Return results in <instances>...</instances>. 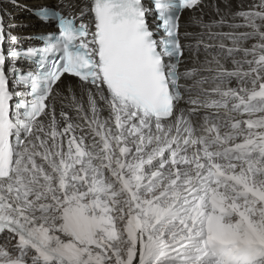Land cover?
Here are the masks:
<instances>
[{"label":"snow or ice","instance_id":"6c2138e0","mask_svg":"<svg viewBox=\"0 0 264 264\" xmlns=\"http://www.w3.org/2000/svg\"><path fill=\"white\" fill-rule=\"evenodd\" d=\"M28 10L48 31L0 11V264H264V0Z\"/></svg>","mask_w":264,"mask_h":264},{"label":"bare ground","instance_id":"6f19581e","mask_svg":"<svg viewBox=\"0 0 264 264\" xmlns=\"http://www.w3.org/2000/svg\"><path fill=\"white\" fill-rule=\"evenodd\" d=\"M40 2L41 0H15V4H18L19 8H22L21 11L13 6L9 0H0V11L3 12L5 25H20L19 27L9 28L7 30L13 35L21 37L47 30L46 25L38 22L39 20L36 17H32L31 12L28 10ZM23 25L27 26L24 27ZM25 43H27V40L22 41V44ZM5 48H7V43L5 44Z\"/></svg>","mask_w":264,"mask_h":264},{"label":"rangeland","instance_id":"374dc122","mask_svg":"<svg viewBox=\"0 0 264 264\" xmlns=\"http://www.w3.org/2000/svg\"><path fill=\"white\" fill-rule=\"evenodd\" d=\"M13 6H15L13 3H11ZM18 5V4H16ZM17 9H20L22 11V8H19V6H15ZM25 7V6H24ZM20 12V11H19Z\"/></svg>","mask_w":264,"mask_h":264}]
</instances>
